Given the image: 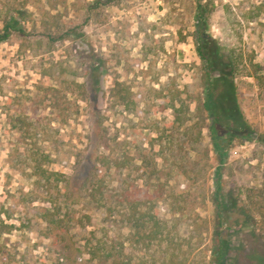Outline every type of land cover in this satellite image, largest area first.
<instances>
[{"label": "rangeland", "instance_id": "374dc122", "mask_svg": "<svg viewBox=\"0 0 264 264\" xmlns=\"http://www.w3.org/2000/svg\"><path fill=\"white\" fill-rule=\"evenodd\" d=\"M208 77L264 131V0H0V264H262L264 145L219 215Z\"/></svg>", "mask_w": 264, "mask_h": 264}, {"label": "trees", "instance_id": "16d2710c", "mask_svg": "<svg viewBox=\"0 0 264 264\" xmlns=\"http://www.w3.org/2000/svg\"><path fill=\"white\" fill-rule=\"evenodd\" d=\"M7 30L11 27L9 23L7 26ZM200 54L203 55V50L200 47L199 50ZM235 60H232V68H234ZM233 71V70H232ZM234 74V73H233ZM210 77V76H209ZM208 77V89L211 91L210 94L207 95L206 100V108L209 111V115L212 119V124L210 126L212 141L214 150L219 158V165L215 168V194H214V201L216 203L217 213L221 215L223 209L226 206L227 195L225 191V184H224V171L223 166L227 163L228 158V150H229V141L230 139H236L239 135L240 127L244 129V136H246L249 140H254L261 145H264V131L257 130L252 125H245L240 126L238 122L241 123V119L235 108L232 109V114L228 113L229 109H224L221 106V103L215 97L214 88L215 82L214 79L211 80ZM262 78V77H260ZM234 85V82H232ZM220 104V105H219ZM120 250H109L105 257H112L114 255L120 254ZM227 252V242L223 239L219 240L218 244V251L215 253L213 258L214 264H223L225 253ZM264 264V261L263 263Z\"/></svg>", "mask_w": 264, "mask_h": 264}]
</instances>
